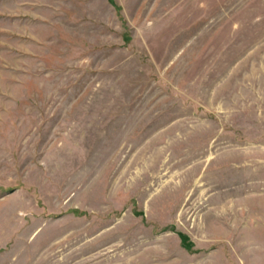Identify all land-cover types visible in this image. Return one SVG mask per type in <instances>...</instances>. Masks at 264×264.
I'll return each instance as SVG.
<instances>
[{
    "label": "rangeland",
    "instance_id": "rangeland-1",
    "mask_svg": "<svg viewBox=\"0 0 264 264\" xmlns=\"http://www.w3.org/2000/svg\"><path fill=\"white\" fill-rule=\"evenodd\" d=\"M0 264H264V0H0Z\"/></svg>",
    "mask_w": 264,
    "mask_h": 264
}]
</instances>
